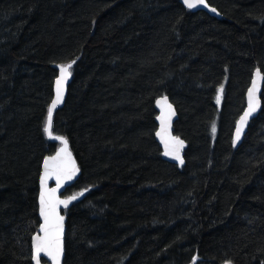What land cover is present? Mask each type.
<instances>
[{
    "label": "trees",
    "instance_id": "1",
    "mask_svg": "<svg viewBox=\"0 0 264 264\" xmlns=\"http://www.w3.org/2000/svg\"><path fill=\"white\" fill-rule=\"evenodd\" d=\"M207 2L221 17L180 0H0V264H32L41 164L62 146L43 129L71 60L51 132L80 168L63 196L84 194L62 210L63 264H264V82L232 139L264 75V0ZM161 96L181 167L156 141Z\"/></svg>",
    "mask_w": 264,
    "mask_h": 264
},
{
    "label": "snow or ice",
    "instance_id": "2",
    "mask_svg": "<svg viewBox=\"0 0 264 264\" xmlns=\"http://www.w3.org/2000/svg\"><path fill=\"white\" fill-rule=\"evenodd\" d=\"M184 5L188 9L196 7L198 4L208 7L205 0H183ZM212 12H216L215 8L210 9ZM75 60H71L68 63L58 65L59 76L55 79V98L52 99L50 106L47 110V118L44 124V132L50 138L56 139L62 145L58 148L54 155L45 156L43 158V171L39 174L40 180V193H39V228L36 233L31 237V260L34 264H41V254L47 257L50 264H61V257L64 253V216L60 215V206L68 207L71 201H74L78 196H82L84 193L80 192L76 195L69 196L65 199H61L58 196V192L65 181L71 180L73 176L79 171L75 161L72 159L71 153L67 148V140L62 136L52 137L51 125L53 110L56 108L63 99L64 84L71 75V69ZM258 81H264V75H262L261 69L257 68L252 79L251 87L248 88L247 100L248 107L244 110L243 115L240 116L236 122L235 137L233 139V145L240 140L244 126L247 124L248 119L257 111L260 106L259 97L257 95L259 89L257 87ZM223 91L221 86L218 89L216 97L217 103L220 102V92ZM166 97L157 99L156 104L161 108V115L157 119L161 123V128L156 132V135L160 138L164 145V155L172 156L174 159L183 163L180 156V150L184 145V141L179 137H173L169 134V120L175 113L172 111L171 104L166 103ZM215 124L212 125V131L215 132ZM54 179L56 182L55 187H48V181ZM87 191V189H85ZM197 257H192V264H196ZM226 264H231L230 261H226Z\"/></svg>",
    "mask_w": 264,
    "mask_h": 264
},
{
    "label": "water",
    "instance_id": "3",
    "mask_svg": "<svg viewBox=\"0 0 264 264\" xmlns=\"http://www.w3.org/2000/svg\"><path fill=\"white\" fill-rule=\"evenodd\" d=\"M180 2L184 5L183 0H180ZM205 2L208 4V7H204L203 5L198 4L196 7L192 8V9H190V10H192V11L203 10V11L207 12L209 15H212V16H215V17H221L220 13L218 12V10H217L215 7H213L212 5H210V4L207 2V0H205ZM184 6H185V5H184ZM185 7H186V6H185ZM211 8H215L217 11H216V12H212V11L210 10ZM256 69H257V68H256ZM256 69L254 70L253 75H254ZM59 74H60V73H59ZM58 76H59V75H58ZM252 79H253V76H252V78H251V81H250V84H249L248 88L251 87ZM68 80H69V78H68ZM68 80L65 82V84H64V86H63V88H64L63 99H62V101H61L59 104H57L56 108L53 110V113L55 112V110H56L57 108H59L60 106H62V104H63V102H64V99H65L66 94H67ZM263 82H264V81H258V82H257V87H258V89H259L257 95H258V97H259L260 106H259V108L257 109V111H256L255 113H253V115L248 119L247 124H246V125L244 126V128H243V132H242V134H241V138H240L239 141H237V143H236L235 145H233L234 147H237V146L240 144V142L242 141V139H243V137H244V135H245V133H246V131H247V128H248L250 122L252 121L253 118H255V117L258 115V113H259V111H260V109H261V105H262V90H263ZM248 88H247L246 93H245V106H244L243 110L241 111L240 115L238 116L237 121L239 120L240 116L243 115L244 110L248 107V100H247V92H248ZM165 97L167 98V99H166V103H167V104H171V106H172V111L175 113L174 115L171 116V119L169 120V128H168V132H169V134H170L171 136H173V137H179V136L176 135V134L174 133V131H173V129H174V128H173V126H174V122H175L176 119H177V113H176V110H175L174 105H173L172 102L169 100L168 96H161V97H159V98H157V99H161V98H165ZM54 98H55V82H54V90H53V97H52V99H54ZM52 99H51V101H52ZM156 101H157V100H156ZM50 104H51V102H50ZM49 106H50V105H49ZM155 106H156V109H157V112H158V114H157V117H158V116L161 115V108H160L156 103H155ZM157 117H156V122H157V130H156V132L159 131L160 128H161V123H160V121L157 119ZM237 121H236V122H237ZM235 127H236V124H235V126H234L233 136H232L233 138H232V139H234V137H235ZM156 132H155V137H156V141L158 142V144H159L160 147H161V150H162V158H163V160H165V161H167V162H170V163H173V164H175V165L181 167V166L184 164L183 153H184V150H185V147H186V143H185V141H184L181 137H179L181 140L184 141V145H183V147H182L181 150H180V156H181V159L183 160V163H180V161L174 159L172 156H165V155H164V151H165V149H164V145H163V143L161 142L160 138L156 135ZM52 137H56V136H53V135H52ZM51 139H53V138H51ZM53 140H56V139H53ZM57 141H58V140H57ZM67 148H68V151L71 153L72 159L75 161V164H76L77 168L79 169V171L73 176V178H72L71 180L65 181L64 184L62 185V187L60 188V190H59V192H58L57 194H58V196H59L61 199H65L64 196H63V193L65 192V190H66L70 185H72V184L78 179V177H79V175H80V168L78 167V164H77V162H76V160H75V158H74V155H73L72 151L70 150V148H69V146H68V143H67ZM54 154H55V153H54ZM54 154H52V155H54ZM48 156H50V155H48ZM42 165H43V161H42V164H41V172L43 171V166H42ZM55 186H56V182H55V180H54V179H50V180L48 181V187L52 188V187H55ZM39 193H40V180H39V192H38V201H37V202H38V217H39ZM64 208H65V207H64L63 205H61V206H60V209H59V213H60V215H62V216H64V214L62 213V210H63ZM64 218H65V219H64V235H65V228H66V226H65V222H66V217L64 216ZM40 222H41V221H40V218H39V223H40ZM38 228H39V226H38ZM37 231H38V230H37ZM63 243H64V236H63ZM42 258L48 260L47 257H44V256H43V254H41V259H42ZM63 260H64V253H63V256L61 257V264H63ZM32 264H34L33 261H32ZM41 264H44V263H42V261H41ZM49 264H50V261H49Z\"/></svg>",
    "mask_w": 264,
    "mask_h": 264
},
{
    "label": "bare ground",
    "instance_id": "4",
    "mask_svg": "<svg viewBox=\"0 0 264 264\" xmlns=\"http://www.w3.org/2000/svg\"><path fill=\"white\" fill-rule=\"evenodd\" d=\"M214 7V6H213ZM41 261H42V263H44V264H49V261L48 260H46V259H41Z\"/></svg>",
    "mask_w": 264,
    "mask_h": 264
},
{
    "label": "rangeland",
    "instance_id": "5",
    "mask_svg": "<svg viewBox=\"0 0 264 264\" xmlns=\"http://www.w3.org/2000/svg\"><path fill=\"white\" fill-rule=\"evenodd\" d=\"M226 264V263H225Z\"/></svg>",
    "mask_w": 264,
    "mask_h": 264
}]
</instances>
